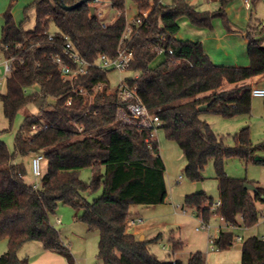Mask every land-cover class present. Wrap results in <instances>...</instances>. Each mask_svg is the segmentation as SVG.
<instances>
[{
  "label": "trees",
  "instance_id": "obj_1",
  "mask_svg": "<svg viewBox=\"0 0 264 264\" xmlns=\"http://www.w3.org/2000/svg\"><path fill=\"white\" fill-rule=\"evenodd\" d=\"M2 13L0 53L14 55L11 72L5 78V91L0 93L2 112L12 129L15 117L27 104L36 113H26L13 138V148L0 140V239L7 238V249L0 264H31L27 257L17 256L18 247L31 240L39 241L44 251L60 255L74 264L69 247L52 225L51 215L60 204L81 210L77 219L99 232L97 256L101 264H183L179 259L163 261L148 247L150 241L127 231L131 205H157L169 196L165 165L156 139L150 130L132 123H122L118 110L125 103L117 86H111L108 70L90 68L74 80L63 79L51 55L66 58L62 35H67L77 52L88 61L99 54L116 55L125 28V0H109L120 14L106 27L90 15L92 0L65 10L54 0H34L24 9L34 15L32 28L16 25L11 8ZM73 4L77 0H63ZM230 0H218L216 10H198L186 0H132L141 23L127 44L133 50L129 70L136 76L124 79L134 87L143 103L158 116L157 126L167 139L175 141L185 157L184 175L192 182L202 181V170L212 160L220 205L203 190L184 197L183 207L192 208L204 221L222 217L226 224L251 227L264 213V187L255 181L228 176L226 158L238 157L247 162L264 163L255 152L264 143L253 145L249 128L234 134V144L226 145L222 136L212 131L201 119L198 106L209 103L206 110L224 117L249 113L252 95L247 79L264 74V24L248 26L243 37L249 62L246 66L214 64L200 40L177 36L179 20L185 17L197 27L211 28L214 17H220L230 28L225 7ZM24 22V21H23ZM53 23L56 31L50 32ZM53 33L52 39L49 34ZM162 36L160 45L171 49L163 60L153 64L156 52L149 44ZM21 47H24L21 50ZM98 83L100 88L92 90ZM233 86L223 88L224 84ZM38 86L30 94L26 89ZM83 86L85 95L73 89ZM71 96L70 104L66 105ZM47 128L34 130L39 122ZM42 152L47 161L41 184L33 188L26 183V170L17 157ZM90 167L89 182L80 178V170ZM250 183L253 192L245 188ZM100 190L91 201L86 195ZM262 209L259 210L256 202ZM235 234L221 230L213 238L217 249H227ZM157 239L154 238L153 241ZM172 251L183 244L170 238ZM238 264H264V236L252 235L241 244ZM186 264H206L202 252L190 253Z\"/></svg>",
  "mask_w": 264,
  "mask_h": 264
},
{
  "label": "rangeland",
  "instance_id": "obj_2",
  "mask_svg": "<svg viewBox=\"0 0 264 264\" xmlns=\"http://www.w3.org/2000/svg\"><path fill=\"white\" fill-rule=\"evenodd\" d=\"M198 10H216L219 6L218 1L210 0H186ZM163 3H169L170 0H162ZM136 14V8L132 0H125V15L126 18H131ZM225 14L228 19L230 28H227L220 17H214L211 21V28L197 27L185 17L179 20V32L177 36L182 39L200 40L205 51L210 56L212 62L217 65L225 66H246L249 58L246 52V42L240 33H244L248 26L264 24V1L252 0L249 9H245L240 0H230L225 7ZM26 27L32 28L34 24V15L32 11L28 12V20L25 22ZM49 31L54 32L56 28L53 23L49 25ZM264 39V34L262 35ZM164 54L157 53L153 64H157L163 60ZM4 61V60H3ZM0 61V81L4 77V62ZM137 73L132 70H124L120 73L109 71L108 78L111 86H116L118 79H126L134 77ZM257 79L255 86H264V74L253 77ZM0 82V87H1ZM254 86V87H255ZM228 83H225L223 88H227ZM37 91V85L30 86L26 89V93L30 94ZM36 113V107L33 104H27L19 113H17L13 124L20 120L21 115ZM201 119L205 120L212 131L219 136H222L223 142L226 145L234 144V134L241 128L248 126L250 139L253 145L264 143V97L252 96L251 108L249 113L238 114L231 117H224L212 111L203 110ZM0 119L4 120L0 104ZM163 132L161 127L157 128V133ZM164 138L168 142L175 144L173 150L167 149L168 156L166 163L175 165L177 169L175 174L171 175L170 190L176 188V191H183L184 186L192 182L184 175L185 159L178 144L170 139ZM255 157L264 160V148L255 152ZM24 164L26 182H33L34 178L31 175V154L17 157ZM185 158V157H184ZM46 159L41 160V170L44 174L46 170ZM178 167V168H177ZM224 170L228 176L234 178H245L255 181L258 185L264 187V163H253L242 160L238 157H229L225 159ZM203 184H208L217 189V181L214 176V167L212 160L204 166L202 170ZM181 175L179 182H175V178ZM91 177L90 167H85L80 170V178L89 182ZM192 190V193L195 190ZM202 185V184H201ZM203 191L205 192L204 188ZM100 193V190L91 192L86 195V199L91 201ZM219 193V192H218ZM207 194V193H206ZM185 195V194H184ZM188 195V194H186ZM185 195V196H186ZM183 196V197H185ZM218 195H213L211 198L215 201ZM184 201V199H183ZM152 205H134L129 208V217H141L142 221L135 225L127 226L129 230H140L145 235V240L150 241L148 247L158 259L170 261L179 259L183 264L190 253L200 251L205 256L207 264H238L241 260V244L246 239L247 234L254 232L255 235H264V213L259 217L256 224L251 227L237 226L228 228L223 221L219 220L218 216H212L210 223L215 225L216 222L222 229H229L240 239H234L232 245L227 249H217L214 243L210 242L209 235L216 236V230H205L200 227V218L196 211L192 208L183 207V202L177 203L167 199L164 203L157 204L155 209H151ZM259 210L262 205L259 201L256 202ZM77 216L81 210H75L68 205L60 204L56 212L51 215L50 221L54 227L60 232L64 243L69 247L73 256L74 264H101L97 256L99 232L97 229H89L85 223L74 220L73 215ZM138 218V217H137ZM60 219V223L57 222ZM157 239L153 241L154 238ZM180 240L183 244L178 251H172L170 238ZM7 238L0 239V255L7 249ZM42 250V244L39 241L31 240L21 244L16 253L19 258L27 257L29 261L36 259ZM57 261H47L45 264H67L58 259Z\"/></svg>",
  "mask_w": 264,
  "mask_h": 264
},
{
  "label": "built area",
  "instance_id": "obj_3",
  "mask_svg": "<svg viewBox=\"0 0 264 264\" xmlns=\"http://www.w3.org/2000/svg\"><path fill=\"white\" fill-rule=\"evenodd\" d=\"M264 1V0H263ZM243 5L246 9H249L251 6L252 0H242ZM94 7L93 15H95L97 21L102 27H106L109 23H111L120 12L115 10L111 2L109 0H92V5ZM141 23V18L136 17L135 15L131 18H126L125 28L123 34L119 40L116 55L114 57H109L105 53L99 54L95 61H88L84 57H82L71 40L67 35H62L63 41V51L66 58H62L60 55H51L53 63L56 65L60 75L63 79L74 80L81 75H84L90 70V68H99L108 71H116L120 73L121 71L128 70L130 61L133 56L132 48L127 44V41L130 37L137 33L138 27ZM55 36L53 33L49 34V39H52ZM155 40H153L149 47L151 50L157 53H169L171 54V49H166L162 45H160L159 41L163 38L162 36H155ZM24 47H21L23 50ZM16 59L14 55H9L4 57V77L0 81L3 84L6 76L12 70L13 61ZM101 84L98 83L92 90L96 88H100ZM116 86L120 90V98L125 103L124 107H120L118 110V119L122 123H132L141 128H146L150 130V136L153 137L154 131L157 129L159 124L158 116L155 115L147 106L143 103L139 95L137 94L134 87L129 86L122 79H118ZM75 94L85 95L88 93V89L83 86H79L73 89ZM250 93L252 96H263L264 97V87H252L250 89ZM71 96H69L65 102L66 105L70 104ZM48 124L41 121L37 124H34L32 128L34 130H41L47 128ZM44 154L42 152L34 153L31 159V175L34 178L33 182H26L30 184L33 188H37L41 184V178L43 176L41 170V160L44 159ZM182 178L181 175L178 176V180ZM220 205V200L217 199L213 205L210 207V210L213 212ZM200 218V217H199ZM221 221H223L222 217H219ZM141 221L140 218H130L127 220V226H132L136 222ZM224 222V221H223ZM225 223V222H224ZM226 224V223H225ZM228 228H234L236 226L226 224ZM200 227L205 230H217L221 231L220 226H213L209 223V221H204L200 218ZM228 230V229H227ZM213 236L209 235L210 242L213 243ZM235 239H240V236L235 235Z\"/></svg>",
  "mask_w": 264,
  "mask_h": 264
},
{
  "label": "crops",
  "instance_id": "obj_4",
  "mask_svg": "<svg viewBox=\"0 0 264 264\" xmlns=\"http://www.w3.org/2000/svg\"><path fill=\"white\" fill-rule=\"evenodd\" d=\"M33 1L34 0H13L12 1L13 2V6L11 8V14H12V17H13L16 25L22 24L25 28H29V27L25 26L26 25L25 22L27 20L25 19V16H24V11H25L24 9L26 8V6L31 4ZM210 1H218V0H210ZM240 1H241L242 5H243L242 0H240ZM9 4H10V0H0V35H1V26L3 24L2 13L7 9ZM240 34L243 35V31ZM245 42H247L246 39H245ZM3 59H4L3 55H2V53H0V61L1 60L3 61ZM255 82H257V79L250 78V79H247L244 83L250 84V87L252 88V87L255 86L254 85ZM1 85L2 86L0 87V93H4V91H5V80H4L3 84H1ZM231 86H233V85L232 84H228V87H231ZM255 87H257V86H255ZM261 87H264V86H261ZM37 91H38V86H37ZM0 104H1V110H2L1 101H0ZM19 112L20 111H18V113ZM2 115H3V112H2ZM24 115L25 114L21 115L20 120L17 121V123L13 124L11 130H9L7 132H4V133H0V140L3 141L8 146V148L10 150H12V148H13V138H14V135H15L16 131L18 130L19 125L21 124V122H22V120L24 118ZM7 127H8V121L5 119V117H4V120L0 119V132L2 130L6 129ZM153 138L156 139L157 142H158L159 154L162 157L164 165H165V181H166L167 189H168V192H169L168 199L172 200L173 202L181 203V202H183V199H184L183 196H185L186 194H191L192 193V190L194 188V184L195 183H191V184H189L187 186H184L183 191L181 190L180 192L176 191V188H172V190H170V183H171V179H170L171 177L170 176L172 174L174 175L175 174L174 172H176L177 169H174L175 165H172V163H169V162L166 163V160H167V156H168L169 150H173L174 147L176 148V146H175V144H173L172 142H168L164 138L163 132L158 134L157 133V129L154 131ZM167 149H168V152H167ZM31 156H33V154H31ZM183 159H185V158L183 157ZM16 162H22V161L18 160V158H16ZM179 181L180 180H178V178L176 177L175 178V182H179ZM201 184H202L201 185L202 190L204 188L205 193H207L208 196H210V197H212L213 195H218L219 196V193L217 192V189H215L211 185H208V184L205 185V184H203V182ZM130 207H134V205H131ZM155 207H157V205H152L151 209H155ZM137 217L140 218L141 221H142L141 217H139V216H137ZM137 217H132V218H137ZM211 218L209 220V223L212 220ZM73 219L74 220H78L76 213H74ZM57 222L60 223V219H57ZM213 226L216 227V226H220V225L216 222V224L213 225ZM220 228H221V230H224V229H222L221 226H220ZM127 231L132 233V234H134V235H136L138 238H139V236H141V237H143V239H145V235H143L140 230L134 229V230L131 231V230H129L127 228ZM216 232H217V234L219 233L217 230H216ZM252 235H255V233L252 232V233L247 234L246 236H252ZM257 236H260V235H257ZM262 236H264V235H262ZM59 258L62 261V263H64V260H63V258L60 255H58V254H56L54 252L44 251L42 249L41 252L39 253L38 257L36 259L31 260L30 262H31V264H45V263H47L48 260H50V262H53V261H57L55 259L59 260Z\"/></svg>",
  "mask_w": 264,
  "mask_h": 264
},
{
  "label": "water",
  "instance_id": "obj_5",
  "mask_svg": "<svg viewBox=\"0 0 264 264\" xmlns=\"http://www.w3.org/2000/svg\"><path fill=\"white\" fill-rule=\"evenodd\" d=\"M88 1H89V0H77V1L74 2L73 4H66V3H64L63 0H54V2H55L56 4H58L61 8L65 9V10L73 9V8H75V7H77V6L81 5V4H83V3H85V2H88ZM89 12H90V15H93V12H94V7H93V6H90V7H89ZM262 45L264 46V42H263ZM208 104H209V103L201 104V105L198 106V109H199L200 111L206 110L207 107H208ZM244 186H245V188H247V189H249V190H251V191H253V192L256 190V187H255L253 184L245 183ZM201 191H202V188H201V182H200V181H197L196 184H195V190H194L193 193H199V192H201ZM138 239H139V240H142L143 237L139 236Z\"/></svg>",
  "mask_w": 264,
  "mask_h": 264
}]
</instances>
